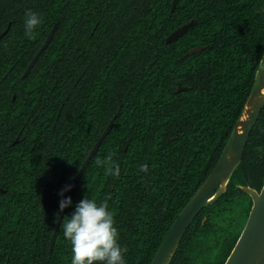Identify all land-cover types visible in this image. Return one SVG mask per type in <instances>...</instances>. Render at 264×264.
Instances as JSON below:
<instances>
[{"label":"trees","instance_id":"trees-1","mask_svg":"<svg viewBox=\"0 0 264 264\" xmlns=\"http://www.w3.org/2000/svg\"><path fill=\"white\" fill-rule=\"evenodd\" d=\"M171 7L172 0H0V36L9 27L0 40V264H71L63 220L49 252L59 193L116 115L65 216L85 196L99 204L110 195L126 264H151L216 166L264 54V0H180L173 14ZM29 10L43 20L35 39L25 36ZM109 154L119 178L95 164ZM263 185L264 109L226 192L200 212L171 264H225L252 208L243 187Z\"/></svg>","mask_w":264,"mask_h":264},{"label":"water","instance_id":"water-1","mask_svg":"<svg viewBox=\"0 0 264 264\" xmlns=\"http://www.w3.org/2000/svg\"><path fill=\"white\" fill-rule=\"evenodd\" d=\"M179 2L180 0H172L171 14L174 13ZM195 24L196 21L192 20L189 23H186L176 29L172 34L168 36L167 43H171L177 40L189 29L194 27ZM58 25L59 23L57 22L53 26L44 44L28 65L26 71L23 74V77L29 75L32 68L40 58L41 54L48 48L54 38ZM8 31L9 27L4 33H2V35L0 36V40L7 34ZM201 50L202 48L198 47L192 49L189 54L193 55ZM183 89L184 88H181L180 90ZM263 91L264 54L256 72L254 85L249 98L222 151V154L216 166L172 224L170 230L159 246L151 264H171V261L180 245L181 240L183 239L187 230L195 221L197 216L200 214V212L204 208L212 205L214 202L219 200L220 197L226 192L228 183L230 182L233 174L242 162L245 148L247 146L250 135L264 109ZM116 117L117 115L111 119L106 130L99 137L93 149L90 151L88 157L83 162L78 173L69 182L68 185H71V190L65 193V197H71L72 199V196L80 179L87 170L91 160L98 152L102 142L110 133ZM243 189L251 197L253 204L243 231L229 257L227 258L225 264H264V185L261 191H257L250 187H243ZM0 190L2 191L1 188ZM67 209L68 208H66L62 213L58 211L59 216H57L55 231L51 239L49 249L50 253L54 248L59 228Z\"/></svg>","mask_w":264,"mask_h":264},{"label":"clouds","instance_id":"clouds-1","mask_svg":"<svg viewBox=\"0 0 264 264\" xmlns=\"http://www.w3.org/2000/svg\"><path fill=\"white\" fill-rule=\"evenodd\" d=\"M43 24L38 13L27 11L25 14V36L36 38V29ZM97 167H103L106 175L119 178L120 167L112 159V154L101 159L96 158ZM140 171L147 173L148 166L141 165ZM71 190V185L59 193V212L72 206L71 197H65V192ZM107 196L101 203L86 196L76 204L70 216L63 217V235L71 244V264H126L124 259L127 248L119 243V233L115 227L114 212L109 210ZM59 216V213L57 214Z\"/></svg>","mask_w":264,"mask_h":264},{"label":"bare ground","instance_id":"bare-ground-1","mask_svg":"<svg viewBox=\"0 0 264 264\" xmlns=\"http://www.w3.org/2000/svg\"><path fill=\"white\" fill-rule=\"evenodd\" d=\"M263 94H264V91H263Z\"/></svg>","mask_w":264,"mask_h":264},{"label":"flooded vegetation","instance_id":"flooded-vegetation-1","mask_svg":"<svg viewBox=\"0 0 264 264\" xmlns=\"http://www.w3.org/2000/svg\"><path fill=\"white\" fill-rule=\"evenodd\" d=\"M253 204V203H252Z\"/></svg>","mask_w":264,"mask_h":264}]
</instances>
